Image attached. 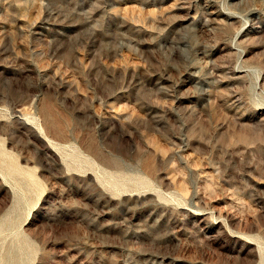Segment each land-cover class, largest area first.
<instances>
[{
    "label": "rangeland",
    "instance_id": "374dc122",
    "mask_svg": "<svg viewBox=\"0 0 264 264\" xmlns=\"http://www.w3.org/2000/svg\"><path fill=\"white\" fill-rule=\"evenodd\" d=\"M0 264H264V0H0Z\"/></svg>",
    "mask_w": 264,
    "mask_h": 264
},
{
    "label": "bare ground",
    "instance_id": "6f19581e",
    "mask_svg": "<svg viewBox=\"0 0 264 264\" xmlns=\"http://www.w3.org/2000/svg\"><path fill=\"white\" fill-rule=\"evenodd\" d=\"M54 150H57L56 147H54ZM12 253H13V250H10L8 253H7V256H8V263L12 262Z\"/></svg>",
    "mask_w": 264,
    "mask_h": 264
}]
</instances>
